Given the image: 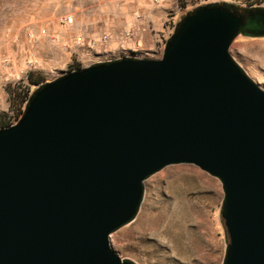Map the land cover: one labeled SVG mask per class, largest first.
Segmentation results:
<instances>
[{
  "label": "water",
  "instance_id": "1",
  "mask_svg": "<svg viewBox=\"0 0 264 264\" xmlns=\"http://www.w3.org/2000/svg\"><path fill=\"white\" fill-rule=\"evenodd\" d=\"M264 35V8L184 16L160 58L121 57L37 87L0 129V264H134L109 234L142 182L191 163L222 184V264H264V91L229 56Z\"/></svg>",
  "mask_w": 264,
  "mask_h": 264
},
{
  "label": "rangeland",
  "instance_id": "2",
  "mask_svg": "<svg viewBox=\"0 0 264 264\" xmlns=\"http://www.w3.org/2000/svg\"><path fill=\"white\" fill-rule=\"evenodd\" d=\"M207 4L241 15L264 8V0H0V127L15 124L32 92L59 75L121 57L160 58L179 21ZM67 14L70 22L59 21ZM227 52L264 91V35L239 32ZM142 186L133 218L108 236L120 258L222 264L228 238L217 177L191 163H173Z\"/></svg>",
  "mask_w": 264,
  "mask_h": 264
},
{
  "label": "built area",
  "instance_id": "3",
  "mask_svg": "<svg viewBox=\"0 0 264 264\" xmlns=\"http://www.w3.org/2000/svg\"><path fill=\"white\" fill-rule=\"evenodd\" d=\"M59 21H61V22H63V23H68V22L71 21V18H70V16L67 14V15L61 16V17L59 18ZM0 129H2V128H0Z\"/></svg>",
  "mask_w": 264,
  "mask_h": 264
},
{
  "label": "bare ground",
  "instance_id": "4",
  "mask_svg": "<svg viewBox=\"0 0 264 264\" xmlns=\"http://www.w3.org/2000/svg\"><path fill=\"white\" fill-rule=\"evenodd\" d=\"M17 121H18V120H17ZM17 121H16V122H17ZM16 122H15V123H16ZM10 124H11V123H10ZM13 125H14V124H13ZM10 126H12V125H10ZM7 127H9V126H6V127H0V128H7Z\"/></svg>",
  "mask_w": 264,
  "mask_h": 264
},
{
  "label": "trees",
  "instance_id": "5",
  "mask_svg": "<svg viewBox=\"0 0 264 264\" xmlns=\"http://www.w3.org/2000/svg\"><path fill=\"white\" fill-rule=\"evenodd\" d=\"M241 15V14H240ZM1 126H5V122L4 123H1Z\"/></svg>",
  "mask_w": 264,
  "mask_h": 264
}]
</instances>
